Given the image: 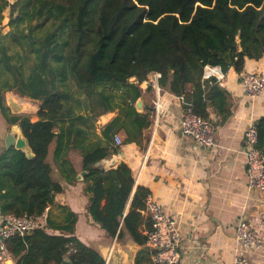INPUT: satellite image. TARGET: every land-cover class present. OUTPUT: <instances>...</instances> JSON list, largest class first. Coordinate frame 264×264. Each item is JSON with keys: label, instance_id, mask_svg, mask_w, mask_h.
I'll return each instance as SVG.
<instances>
[{"label": "trees", "instance_id": "trees-1", "mask_svg": "<svg viewBox=\"0 0 264 264\" xmlns=\"http://www.w3.org/2000/svg\"><path fill=\"white\" fill-rule=\"evenodd\" d=\"M31 1L0 0V23L9 8L10 27L0 32V112L7 125H19L33 152L27 157L20 149L0 148L2 214H39L62 191L52 178L48 154L55 140L53 158L63 150L64 135L84 134L74 125L89 118L75 114L73 104L91 111L106 104L108 86L130 87L133 104L140 88L128 80L141 81L156 71L161 88L182 95L202 118L210 119L211 108L222 124L233 114L229 77L245 70L248 61L264 59V0H33L28 9ZM206 65L219 66L223 78H202ZM73 87L83 103L73 102ZM15 89L39 100L35 121L6 107L4 92ZM66 118V129L56 133ZM132 121L139 127L149 123L140 113ZM257 130L264 155V114ZM116 151L97 144L82 147L86 212L109 239L139 245L134 264H152L144 233L150 228L144 213L149 189L136 185L132 192L135 179L127 163L95 166ZM74 223L75 218L61 228L67 236L39 228L6 244L16 264H61L65 257L71 264H105L73 235Z\"/></svg>", "mask_w": 264, "mask_h": 264}, {"label": "crops", "instance_id": "crops-1", "mask_svg": "<svg viewBox=\"0 0 264 264\" xmlns=\"http://www.w3.org/2000/svg\"><path fill=\"white\" fill-rule=\"evenodd\" d=\"M245 70L264 74V59L248 61ZM128 81L135 83L134 79ZM227 83L233 103L232 116L220 124L218 116L208 109L209 118L216 125L217 146L213 149L197 146L180 132L178 122L184 105L176 95L161 87L159 91L153 87L140 89L136 97L142 102L140 110L135 108L136 100L131 103L133 91L124 86H108L105 93L110 96L109 102L94 105L92 111L90 107L73 104L74 113L87 116L89 120L75 122L74 127L81 128L83 135L69 138L64 135L63 150L58 157L53 158L56 140L49 147L52 178L61 185L62 191L55 194L50 204L47 232L70 235L61 228L75 218L73 235L82 243L98 249L113 241L87 214L83 182L77 178L83 170L82 147L97 144L117 148L109 158L117 160L113 167L124 162L132 169L135 179L132 192L136 185L147 187L164 210L176 217L184 237V264H234L239 253L235 222L243 218L260 229L259 216L264 210V192L247 185L242 151L243 131L250 112L256 119L264 114V93L254 99L245 98L237 74L230 76ZM78 99L81 100L75 97L73 102ZM81 101L83 103L84 99ZM135 113L147 116L148 125H135L132 121ZM65 120L58 123L56 133L66 129L68 121ZM10 126L0 112V148L4 147V136ZM115 134L122 138L120 146L114 143ZM67 142L69 145L65 146ZM129 241L119 243L135 250L139 248ZM245 255V264H264L258 252L249 251ZM0 264H16V258L9 263L0 261Z\"/></svg>", "mask_w": 264, "mask_h": 264}, {"label": "built area", "instance_id": "built-area-1", "mask_svg": "<svg viewBox=\"0 0 264 264\" xmlns=\"http://www.w3.org/2000/svg\"><path fill=\"white\" fill-rule=\"evenodd\" d=\"M238 75V79L245 98L254 99L264 93V74L254 71L243 70ZM161 74L156 71L149 72L141 81L134 82L142 90L149 87L160 90L159 78ZM210 76L218 80L223 78V73L219 66H204L202 78ZM184 105V109L179 119L180 132L189 137L194 144L201 148L213 149L217 146L215 132L216 125L211 119H205L197 115L192 105L186 102L184 97L177 96ZM155 107L159 104L156 101ZM116 146L122 144V138L114 135ZM258 130L257 119L250 112L249 119L243 131L242 151L245 156L246 182L250 189L264 192V155L257 147ZM144 213L150 220V228L146 234L145 246L150 251L152 264H184L183 262V235L179 228L178 221L174 215L167 213L162 204L150 193L145 200ZM50 204L35 215H15L2 214L0 212V261L9 263L13 260V255L7 247L6 241L12 236L23 237L29 230L47 229V218ZM260 229L254 228L250 222L239 218L235 224V239L239 246V253L234 258V264H245L246 253L258 252L264 258V210L259 216Z\"/></svg>", "mask_w": 264, "mask_h": 264}, {"label": "water", "instance_id": "water-1", "mask_svg": "<svg viewBox=\"0 0 264 264\" xmlns=\"http://www.w3.org/2000/svg\"><path fill=\"white\" fill-rule=\"evenodd\" d=\"M5 105L11 112V114H36L38 110V105H31L29 102L17 97L11 90L4 92ZM141 100L138 99L135 101V108L137 110L141 109ZM4 146L6 148L14 147L24 151L27 157L33 156V152L28 145L26 137L23 135L18 124H12L10 129L6 132L4 136ZM117 162L116 158H104L101 161L95 163L96 167H101L102 169H107L113 167ZM86 171L82 170L77 176L78 179H83L86 175ZM32 230H29L27 233H30ZM112 243L105 245H100L98 249H95L100 256L104 259L106 264H134L135 256L138 251L133 248H129L126 244H120L112 239ZM130 244L133 246H139L132 240ZM93 248V247H92ZM61 264H71L68 258H63Z\"/></svg>", "mask_w": 264, "mask_h": 264}, {"label": "rangeland", "instance_id": "rangeland-1", "mask_svg": "<svg viewBox=\"0 0 264 264\" xmlns=\"http://www.w3.org/2000/svg\"><path fill=\"white\" fill-rule=\"evenodd\" d=\"M8 3H13L15 2L16 0H7ZM33 4V0L31 1V3H28V5L26 6L28 9H31V5ZM3 19L0 23V32L2 34H5L6 32L9 31L10 27L8 26V20H9V8H6L4 11H3ZM73 90H74V94L76 97H80V99L82 100L83 99V95L79 93V91L73 87ZM17 97L21 98V99H24L25 101L29 102L31 105H38L39 102L27 97V96H22L18 93V91L15 89V90H11ZM73 94V95H74ZM31 115V119H36V116L35 114H30ZM49 217V216H48ZM47 221H48V218H47Z\"/></svg>", "mask_w": 264, "mask_h": 264}]
</instances>
